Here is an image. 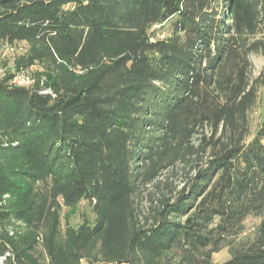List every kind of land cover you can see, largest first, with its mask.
Wrapping results in <instances>:
<instances>
[{"label":"trees","instance_id":"16d2710c","mask_svg":"<svg viewBox=\"0 0 264 264\" xmlns=\"http://www.w3.org/2000/svg\"><path fill=\"white\" fill-rule=\"evenodd\" d=\"M18 43L54 73L0 80V264H216L264 212V0H0ZM82 202L93 226L40 233Z\"/></svg>","mask_w":264,"mask_h":264},{"label":"rangeland","instance_id":"374dc122","mask_svg":"<svg viewBox=\"0 0 264 264\" xmlns=\"http://www.w3.org/2000/svg\"><path fill=\"white\" fill-rule=\"evenodd\" d=\"M29 46L25 43L15 45L5 44L0 46V80H7L12 85L23 86L29 89L42 87L53 78V71L46 65L36 64L29 69H19L17 61L21 56L27 55ZM255 76L264 72V58L252 59ZM76 76L82 77V72H76ZM264 120V87L260 90L258 105L251 116L252 131L255 133L258 125ZM96 216L92 207L82 202L76 208L62 207L45 222L41 234H54L60 238L70 230H79L93 226ZM233 243L225 244L218 253L213 255V262L224 263L231 257V248L238 244H252L264 241V212L253 214L246 218L237 235L233 237Z\"/></svg>","mask_w":264,"mask_h":264}]
</instances>
